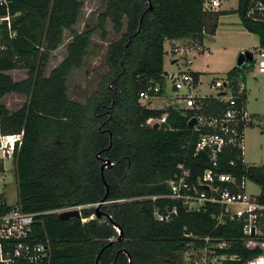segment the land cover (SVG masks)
Here are the masks:
<instances>
[{"label": "trees", "instance_id": "obj_1", "mask_svg": "<svg viewBox=\"0 0 264 264\" xmlns=\"http://www.w3.org/2000/svg\"><path fill=\"white\" fill-rule=\"evenodd\" d=\"M83 1L0 0V18H9V28L0 21V99L7 93L25 97L15 112L0 102V116L6 132H23L22 145L14 154L17 204L26 213L38 214L34 229L49 240L50 264H95L97 258L98 264H181L184 228L200 236L239 237V222L213 230L210 211L186 213L179 208L178 215L163 224L154 221V203L149 200L105 203L97 212L86 206L104 197L102 178L110 202L164 194V182L177 173V165L192 177L211 167L194 152L199 136L212 130L197 133L187 127L192 111L176 110L175 105L150 109L139 103L138 93L157 85L156 96L162 95L164 41L192 38L201 44L204 35H214L224 12L203 11V0H101L105 6L97 17L101 38L107 20L120 34L125 19L124 31L107 47V72L96 91L80 104L66 97L65 80L72 68L80 67L93 32L88 27L82 32L72 29ZM258 2L264 5V0H237L235 12L264 50V14L253 9ZM65 30L72 35L66 57L44 75L49 54ZM247 65L234 66L226 77L233 83L244 80L252 61ZM14 70H25L26 78L13 81L6 73ZM189 72L195 86L200 74ZM241 100L245 104L246 94ZM199 102L204 114H219L226 106L213 98ZM164 113L166 121L158 128L145 124ZM105 160L110 165L101 174ZM214 169L255 183L258 199L264 202V165L246 166L242 151L226 148ZM76 206L83 207L79 218H57V210ZM113 226L121 230V239ZM232 252L243 260L261 253L240 246Z\"/></svg>", "mask_w": 264, "mask_h": 264}, {"label": "built area", "instance_id": "obj_2", "mask_svg": "<svg viewBox=\"0 0 264 264\" xmlns=\"http://www.w3.org/2000/svg\"><path fill=\"white\" fill-rule=\"evenodd\" d=\"M224 0H203V11H218ZM253 9L264 14V5L255 3ZM252 12V9H250ZM6 21L9 28V18ZM15 33H11L14 36ZM170 44L171 54H181L187 65L195 54L203 51V46L195 39L180 38L166 40ZM242 53V52H241ZM176 61V60H175ZM258 73L264 74V50L259 49L252 66ZM174 90L186 89L187 94L177 97L174 104L176 110L192 111L191 118L196 122L193 131L200 132L207 128L212 130L199 136L195 146L197 151L203 150L208 156L211 167L202 174L192 177L190 171L182 165H177V173L164 182L166 192L160 195H149L132 199H118L106 203H123L133 200H149L154 203L152 217L155 222L167 224L178 215L181 208L186 213H201L210 211L214 220V229L230 222L241 223L239 237L226 238L208 234L204 236L193 234L183 229V248L181 264H264V202L257 196L246 193L245 177L237 179L232 174L218 173L214 168L217 156L226 148L242 151L243 132L251 125V115L245 109L241 100L245 95L244 80L234 83L226 76L224 79H213L209 85L210 94L197 95L189 70L167 75ZM218 92L214 94V91ZM159 92L157 85H148L139 91L138 99L148 102ZM213 98L226 103L225 110L219 114H204L199 99ZM167 114L159 118H149L145 124L152 127L155 123L160 126L166 121ZM23 141V132L9 133L3 128L0 116V264H50L49 240L40 238L34 229L37 213H26L17 204L10 205L5 197L4 176L6 164L12 165L14 174V154L19 151ZM230 165H233L230 162ZM15 179V178H14ZM17 199V197H16ZM156 202H159L157 204ZM81 206L57 210V213L69 210H81ZM93 217L90 216L89 219ZM87 219H81L85 222ZM237 246L248 250L259 249L260 254L243 260L237 253L232 252Z\"/></svg>", "mask_w": 264, "mask_h": 264}, {"label": "rangeland", "instance_id": "obj_3", "mask_svg": "<svg viewBox=\"0 0 264 264\" xmlns=\"http://www.w3.org/2000/svg\"><path fill=\"white\" fill-rule=\"evenodd\" d=\"M236 4L237 0H224L218 10L235 9ZM104 10L105 6L101 0H84L77 23L73 27L75 32H82L86 27L93 31L90 37V44L80 67L72 68L65 80L66 97L80 104L85 103L87 98L96 91L101 76L107 72V67L104 64L107 47L110 43L119 40L124 31L125 19L123 20L124 26L120 34L113 32L112 25L107 20L104 25V38H101V31L97 28V17ZM220 26L216 37L204 35L202 41L203 51L194 55L191 59V65L186 64L184 55L171 54L170 44L167 41L163 43V60L166 72L169 75L188 70L200 73L199 89L197 88L193 91L197 95L210 94L209 85L211 81L214 78L224 79L226 73L235 66L237 57L241 52L248 51L255 58L256 49L258 50L259 48L258 39L255 35L250 33L247 36L241 35L228 28L225 21ZM71 36L68 30L63 32L61 43L56 50L49 54L44 75H48L50 70L66 57L67 45L72 39ZM237 48H241V51H237ZM173 60H176V62L170 64ZM243 66L248 67L247 63ZM6 74L13 81H20L26 78L25 70L9 71ZM244 76L246 87L245 109L251 115L252 123L243 132L242 158L246 166H260L264 165V74L258 73L251 67L245 70ZM164 78L163 89L165 95L157 96L153 99L151 108L161 107V109H165V104L169 102L165 96L182 97L187 94L186 89H172L167 74H164ZM217 92L218 90L214 91V94ZM0 102L8 111L15 112L24 104L25 97L17 93H7L1 97ZM139 103L144 105L145 101L139 100ZM6 167L7 171L3 181L6 185L5 197L8 204L14 205L17 202V187L13 171H11L12 165L8 162ZM245 190L246 193L252 196H257L260 193L259 187L249 180H245ZM86 206L95 207L96 205Z\"/></svg>", "mask_w": 264, "mask_h": 264}, {"label": "water", "instance_id": "obj_4", "mask_svg": "<svg viewBox=\"0 0 264 264\" xmlns=\"http://www.w3.org/2000/svg\"><path fill=\"white\" fill-rule=\"evenodd\" d=\"M253 59V55L252 53L248 52V51H243L242 53L239 54V56L237 57V60H236V64L235 66L236 67H241L243 66L244 64L248 63V62H251ZM196 120L195 118H191L188 122H187V127L188 128H191L194 126ZM154 129L158 128V124L155 123L153 126H152ZM196 157L200 158V159H203V160H208V156L206 154L205 151L203 150H199L197 151L196 153ZM110 165L109 161L108 160H105L102 165H101V174L103 172L104 169H106L108 166ZM102 181H103V184L105 186V189H106V193L104 195V197L101 199V201L99 203L96 204L95 206V211L97 212L100 207L106 203V196H107V191H108V187H107V184L106 182L103 180L102 178ZM80 217V212L78 210H69V211H66V212H61V213H58L57 214V218L59 220H68L70 218H79ZM116 233L118 234V238L121 239L122 238V234H121V230L117 227V226H113ZM130 262V260H128ZM95 264H98V258L95 262Z\"/></svg>", "mask_w": 264, "mask_h": 264}, {"label": "crops", "instance_id": "obj_5", "mask_svg": "<svg viewBox=\"0 0 264 264\" xmlns=\"http://www.w3.org/2000/svg\"><path fill=\"white\" fill-rule=\"evenodd\" d=\"M236 7H237V4H236ZM236 7H235V9H233V8H229V9H220V10H218V11H222V12H224V14H221L220 16H219V19H218V22H217V27H216V29H215V33H214V35H213V37H216L217 36V34H218V29H219V27H221L220 26V24H222V22L223 21H225L226 23H227V27L228 28H231L232 30H234L235 32H237V33H239V34H241V35H244V36H247V35H249V33L248 32H246L245 31V29L241 26V23H240V20H239V18H238V15L236 14V12H235V10H236ZM227 14H226V13ZM76 25V24H75ZM74 25V26H75ZM73 26V27H74ZM73 27H72V29H73ZM229 33V32H228ZM230 34V33H229ZM203 41V40H202ZM168 42V41H167ZM202 43L203 42H201V45H202ZM164 50V49H163ZM237 51H241V48H237L236 49ZM258 50H259V48H258ZM257 49H256V52L258 51ZM236 51V52H237ZM256 54V53H255ZM174 62H176L175 60H173V61H171L170 62V64L171 63H174ZM167 70H166V66H165V64H164V60H163V72H164V74H167V75H169L167 72H166ZM190 71H192V72H196V71H193V70H190ZM197 73H199V72H197ZM200 74V73H199ZM226 76V75H225ZM243 79L245 80V76L243 75ZM199 81H200V75H199V77H198V82H197V84L194 86V88H195V90L198 88L199 89ZM207 86V85H206ZM194 90V91H195ZM162 95L164 96L165 94H164V89L162 90ZM206 95V94H205ZM157 97V96H156ZM155 97V98H156ZM166 97V99L169 101L168 103H166L165 104V107H167V106H170V105H172V104H174L175 103V101H176V98L178 97V96H165ZM154 98V99H155ZM152 101H153V99H151V100H149L148 102H145V104L147 105V107L148 108H150V109H161V107H159V108H151V105H152Z\"/></svg>", "mask_w": 264, "mask_h": 264}]
</instances>
